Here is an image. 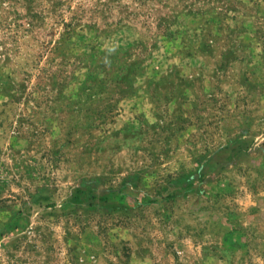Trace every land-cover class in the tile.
I'll list each match as a JSON object with an SVG mask.
<instances>
[{
  "label": "rangeland",
  "instance_id": "1",
  "mask_svg": "<svg viewBox=\"0 0 264 264\" xmlns=\"http://www.w3.org/2000/svg\"><path fill=\"white\" fill-rule=\"evenodd\" d=\"M0 264H264V0H0Z\"/></svg>",
  "mask_w": 264,
  "mask_h": 264
}]
</instances>
